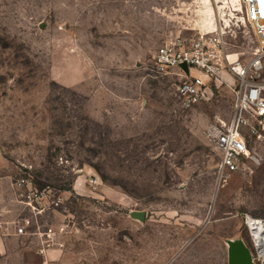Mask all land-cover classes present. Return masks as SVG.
<instances>
[{
  "label": "rangeland",
  "instance_id": "rangeland-1",
  "mask_svg": "<svg viewBox=\"0 0 264 264\" xmlns=\"http://www.w3.org/2000/svg\"><path fill=\"white\" fill-rule=\"evenodd\" d=\"M210 4L0 0L4 225L29 218L28 232L65 227L49 247L40 237L42 245L71 243L93 264H229L230 241L261 264L245 220L264 221L263 150L253 141L258 162L248 160L223 187L216 180L213 129L233 117L236 79L221 71L207 81V99L183 108L185 76L155 64L165 44L201 34L223 37L225 55L245 65L262 54L244 3L237 16ZM209 7L214 33L203 28ZM257 76L264 82V68ZM22 178L42 194L45 214L24 205Z\"/></svg>",
  "mask_w": 264,
  "mask_h": 264
},
{
  "label": "built area",
  "instance_id": "built-area-1",
  "mask_svg": "<svg viewBox=\"0 0 264 264\" xmlns=\"http://www.w3.org/2000/svg\"><path fill=\"white\" fill-rule=\"evenodd\" d=\"M246 15L252 24L263 52L249 65L243 64L238 58L232 60L225 55L223 37L198 35L191 40H175L162 46L156 52L155 64L160 70L177 68L185 80L177 88L178 98L183 108H191L207 99V81L220 80V73L227 70L237 82L232 90L235 94L233 117L228 122H222L218 128L213 129V137L216 149L220 154V162L216 171L218 187H223L230 176L243 170L248 160L258 162L257 156L251 149V143L255 141L264 152V82L258 81V74L263 70L264 58V0H243ZM187 65L186 72L182 65ZM198 70L202 77L192 76L190 68ZM29 180L22 178L17 185L25 191L24 205L35 216L46 213L41 204L42 194H35L28 185ZM94 187L98 186L97 180H90ZM53 202L59 206L61 201ZM250 216H246L245 224L248 225ZM31 220L25 219L19 226H15L17 234H26ZM65 227L59 230L47 228L41 231L37 228V234L43 237V242L49 247L53 245V238L65 233ZM259 256V255H258ZM254 264H257L256 258ZM145 264V263H143ZM263 264V261L261 262Z\"/></svg>",
  "mask_w": 264,
  "mask_h": 264
},
{
  "label": "crops",
  "instance_id": "crops-1",
  "mask_svg": "<svg viewBox=\"0 0 264 264\" xmlns=\"http://www.w3.org/2000/svg\"><path fill=\"white\" fill-rule=\"evenodd\" d=\"M3 218L0 216V264H93L71 243L65 248H46L37 230L17 234L14 225L3 224Z\"/></svg>",
  "mask_w": 264,
  "mask_h": 264
},
{
  "label": "bare ground",
  "instance_id": "bare-ground-1",
  "mask_svg": "<svg viewBox=\"0 0 264 264\" xmlns=\"http://www.w3.org/2000/svg\"><path fill=\"white\" fill-rule=\"evenodd\" d=\"M206 4L211 5V0H204ZM218 4V8H220L221 13L226 16V9H228V13L233 16L236 11L237 14H243V0H216ZM230 4V5H229ZM232 5V6H231ZM244 19V17H240ZM228 22L227 19H224ZM203 28L206 29L207 33L216 32L218 29V25L216 23V13L211 7L208 8L206 17L203 21ZM249 229L251 231L252 239L256 249L258 250L259 257L263 261L264 264V221L260 219H255L250 217L248 220Z\"/></svg>",
  "mask_w": 264,
  "mask_h": 264
},
{
  "label": "water",
  "instance_id": "water-1",
  "mask_svg": "<svg viewBox=\"0 0 264 264\" xmlns=\"http://www.w3.org/2000/svg\"><path fill=\"white\" fill-rule=\"evenodd\" d=\"M183 69L188 72L187 65H182ZM142 219V214H136ZM253 255L249 247L241 241L229 242V264H254Z\"/></svg>",
  "mask_w": 264,
  "mask_h": 264
}]
</instances>
